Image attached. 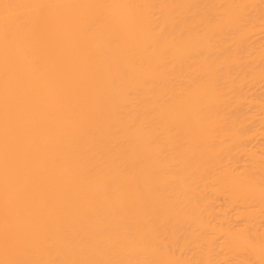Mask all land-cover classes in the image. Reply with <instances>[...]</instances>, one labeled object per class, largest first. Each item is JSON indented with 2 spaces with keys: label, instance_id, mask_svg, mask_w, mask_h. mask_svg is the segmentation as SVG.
<instances>
[{
  "label": "bare ground",
  "instance_id": "6f19581e",
  "mask_svg": "<svg viewBox=\"0 0 264 264\" xmlns=\"http://www.w3.org/2000/svg\"><path fill=\"white\" fill-rule=\"evenodd\" d=\"M0 264H264V0H0Z\"/></svg>",
  "mask_w": 264,
  "mask_h": 264
}]
</instances>
